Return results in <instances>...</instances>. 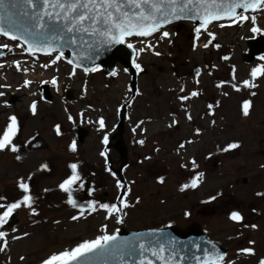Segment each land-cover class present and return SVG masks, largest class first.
Returning <instances> with one entry per match:
<instances>
[{
	"label": "rangeland",
	"instance_id": "1",
	"mask_svg": "<svg viewBox=\"0 0 264 264\" xmlns=\"http://www.w3.org/2000/svg\"><path fill=\"white\" fill-rule=\"evenodd\" d=\"M255 17L256 27L264 32V11ZM221 24L225 26L220 27ZM238 24L223 21L209 25L208 31L215 39L204 30L197 39L193 24L177 23L168 26L169 37L148 39L152 49L141 47L145 50L139 53L136 63L143 71L137 78V92L127 122L134 128L124 133L123 127L121 136L130 163L126 170L130 207L122 216V227L123 222H117L118 213L107 217L106 210L97 204L106 195L104 192L109 198L119 193L116 183V192L110 185L92 196L95 211L79 204L80 183L71 188L76 207L68 203L69 194L59 185L72 175L69 165L73 163L78 166L80 178L85 168L95 163L99 164L97 175L104 174L101 166L105 156L98 153L99 137L104 128L108 131L118 121V106L130 99L129 75L121 66L108 77L98 70L86 74L71 70L66 61L58 60L41 75L34 70L28 76L23 73L28 57L17 49L18 58L14 60L16 67L21 64V68L14 69L12 58L7 66L0 67V136L12 116L17 118L18 127L12 140L18 151H0V197L5 198L0 203L22 200L26 193L19 187L21 182L28 184L27 194L34 202L32 208L22 206L14 211V226L0 227L5 233L0 238V247L4 248L0 251V264H42L54 254L70 251L114 229L168 226L181 230L202 228L212 242L226 250L221 264H259L264 259V66L256 65L254 59L244 57L245 63L240 58L243 54L248 56L251 29L250 24ZM209 40L211 44L205 48ZM224 54L232 57L223 59ZM257 61L264 62V56ZM31 64L37 66L36 62ZM195 68L201 69L197 85L193 78ZM257 68L262 71L253 81L251 73ZM38 75L53 76L58 83L57 88L49 89L47 102L35 86L37 82L24 84V78L38 79ZM244 81L257 86L245 87ZM193 91L199 95L192 97ZM179 96L189 97L186 104L180 102ZM68 98L81 100V105L89 103L87 112L81 114L79 105L70 108ZM36 99L46 103L40 102L37 114L31 116L29 105ZM244 101L252 103L248 116L242 112ZM92 108L97 112L92 113ZM78 114L85 115L82 124L91 133L88 131L84 144L76 142L81 155H73L70 146L75 142L73 129ZM138 124H142L144 134L140 128L137 130ZM36 134L47 147L27 150L26 141ZM117 134L118 131L115 143ZM186 139L193 140L192 144L181 147L180 142ZM231 143L240 147L223 151ZM110 156L120 165L118 152L113 150ZM190 159L195 160L196 166ZM199 173L204 175L197 187L180 190ZM208 210L213 213L208 214ZM4 211L0 208V214ZM232 212H239L243 220L230 219ZM74 216L79 219L73 220ZM243 249H252L254 254H246Z\"/></svg>",
	"mask_w": 264,
	"mask_h": 264
},
{
	"label": "snow or ice",
	"instance_id": "2",
	"mask_svg": "<svg viewBox=\"0 0 264 264\" xmlns=\"http://www.w3.org/2000/svg\"><path fill=\"white\" fill-rule=\"evenodd\" d=\"M145 5L147 7H145ZM195 5H209L204 9V14L200 15L199 13L194 12ZM18 6H22L24 11L23 15L28 16L26 9L31 8L32 13L30 19L34 21L32 24V29L36 31H30L29 34L33 36H43L44 31L49 28L50 24L64 22V30L67 32L73 31H83L90 33L91 35H99L104 37L103 43L106 44H116L124 43L126 37L138 36V37H149L152 36L155 32H158L164 25L172 23L173 19H201L202 23L199 27L195 29L197 39L200 36L201 29L208 33V36L212 39H215V35L208 31V25L211 24L214 20H220L223 18H233V23L244 20H251L253 25L256 23L255 16H246L243 12L248 11H261L264 10V0H0V35L7 37L9 40L16 41L19 37L14 34L9 29H6L3 26L4 15H13L12 9H16ZM193 6V7H189ZM6 9H9L6 13ZM130 9V10H128ZM187 12L193 13L190 17L186 14ZM214 9V10H211ZM237 9H243L242 13H237ZM183 14V15H182ZM234 17H238L234 19ZM49 23L46 24L45 21ZM225 25L221 24L220 27ZM251 31L258 32L259 28L253 27ZM169 37V33L164 31L161 38ZM74 43L75 41H70ZM25 43H28V51H40L44 50L38 47L34 43H29L27 40ZM211 44V40L208 43L204 44V47L207 48ZM217 48L219 45H215ZM0 47L7 48L8 45H0ZM50 47V46H49ZM129 48H132L131 43L128 44ZM148 49H152L153 45H146ZM195 47V45H194ZM145 49L141 48L138 51L143 52ZM51 51H56L55 48H51ZM47 54H51L48 52ZM160 55V53H155ZM63 53L56 56L54 60L51 61L52 64H55L58 60L61 59ZM223 59H228V57H223ZM69 64H72L73 61L69 60ZM49 65H42V67H48ZM19 68V65H17ZM135 68L138 71H143L140 64L135 63ZM85 73L87 74L90 71H96L95 68H84ZM262 69H253L251 76L253 81L256 79L257 74L261 72ZM75 74V71L72 73ZM199 74V73H198ZM115 75V73H113ZM235 78V77H234ZM53 84L56 83L55 79L51 81ZM31 81H26L25 86L30 84ZM47 83V82H45ZM198 83V81H197ZM245 87H256L257 85L250 81L243 82ZM2 87V85H0ZM235 90L239 91L240 89L233 85ZM183 91V88L181 89ZM3 95V93H0ZM199 95L198 92L193 91L191 93L192 97ZM255 95V93H252ZM189 99L188 96L181 97V100ZM252 106L251 101H244L242 105V112L244 116L250 114V108ZM211 107V105L209 106ZM31 110L33 114L36 112V103L33 102L31 105ZM71 119V117H69ZM10 123L3 132V135L0 136V151L5 149H10L12 152L18 151L17 146L12 143L13 137L18 131L17 127V118L12 116L9 118ZM188 119H191V116H188ZM214 123V122H213ZM100 127H104V121L101 119L99 121ZM171 126V125H170ZM57 133L59 134V125L56 127ZM107 138H105L106 141ZM143 144L144 141H139ZM183 147V145H181ZM238 143L229 144L223 151H229L232 149L239 148ZM72 151H76L75 142L70 146ZM104 155V153H102ZM17 159H20L17 156ZM194 166L195 161L192 162ZM44 167H47L46 165ZM69 167L72 170V175L63 181L59 187L66 193L69 194L68 203L73 207H76V202L72 199L71 188L72 185L76 184L79 181L80 175L77 172V164H70ZM203 173H199L196 178H194L190 184H184L181 187V191L191 187L195 188L198 186V182L202 180ZM160 182L163 183V178L160 179ZM83 185H81L82 187ZM19 187L26 193L21 201H17L11 204L0 203V208H4L5 211L0 214V227H3L4 224L8 223V220L13 215L16 209L26 206L32 208L33 198L29 193V186L25 182H21ZM117 187L123 189L125 186L121 182L117 181ZM130 191V189H128ZM258 195H262L258 193ZM5 199L0 197V200ZM212 199H215L213 197ZM138 202V201H137ZM101 208L105 209L109 216L114 213H122L124 208L130 207L127 201L123 198H120V207L117 205H108L102 204ZM88 208L92 211L96 210L94 203H89ZM35 210L33 209V212ZM84 214V209L81 208V215ZM126 215V213H123ZM107 218V217H106ZM73 220L79 219L78 216L72 217ZM230 219L236 222L243 220V216L239 212H232L230 214ZM118 223L123 222L122 216L118 219ZM251 227L255 228L256 225ZM27 235V234H25ZM5 233L0 231V238H3ZM119 240L118 235L116 234H105L98 236L92 241H85L84 243L79 244L76 248L70 251H63L59 254H54L50 258L44 260L42 264H86V257L88 254L96 253L97 251L110 252L114 248L120 247L116 242ZM7 246L5 241L4 247ZM131 247H137L135 245H130ZM138 248L141 253L147 251L143 243L138 245ZM4 248L0 247V251H3ZM164 251V248L161 247L159 251H152L153 256H157L160 259H165V257L160 256V253ZM246 254H254L252 249H243ZM226 254L204 249V258L202 264H221L224 261ZM21 259H24L21 257ZM199 259V258H197ZM259 264H264V259H262Z\"/></svg>",
	"mask_w": 264,
	"mask_h": 264
},
{
	"label": "water",
	"instance_id": "3",
	"mask_svg": "<svg viewBox=\"0 0 264 264\" xmlns=\"http://www.w3.org/2000/svg\"><path fill=\"white\" fill-rule=\"evenodd\" d=\"M145 7L147 6L145 5ZM206 7H209V5H195L194 12L203 15ZM7 11L9 9H6V13ZM11 11L14 13L13 15H4L3 26L19 37L16 42L20 43L26 50L28 49V43H25L27 40L29 43H34L41 49H44L31 52L32 54L50 56L60 55L62 52L63 58L67 59V61H73L70 64L72 67L82 71H84L85 67L97 68L104 75H111L114 73L116 66L119 65L131 77V82L128 84V87L131 89L132 94H135L137 89V72L133 64L135 51L133 47L129 48L128 44L125 43L127 39L134 36L126 37L125 42L122 44L116 43L109 45L103 43L105 38L99 35H91L83 31H65L63 21L60 23L53 22L48 29L41 30L44 31L43 36H33L29 34L30 31H36L32 29L34 21L30 19L32 9H26L28 16L22 14L24 11L22 6H18ZM185 11L189 17L193 15V13L187 12V9ZM236 11L237 13H242L243 9H237ZM183 22L192 23L196 29L200 26L202 20L199 18L173 19L172 23L166 24L162 28ZM45 23L48 24L49 22L46 20ZM70 41L75 42L71 43ZM247 44V59H253L255 55L264 52V37L262 36L255 40L247 41ZM51 48H55L56 51H51ZM48 52H51V54H47ZM47 88V86H43L41 87V91L43 96L50 100ZM123 113H120V120L116 127L119 139L114 145V148L119 153L121 164L125 165L127 162L126 148L121 137L123 133ZM87 133L88 131L81 126L78 125L75 127V138L79 142L84 140ZM28 147L31 149H41L47 147V143L39 136H36L28 142ZM212 213L213 210L208 212V214ZM15 224L16 217L13 215L5 225L12 227ZM116 235L119 237L116 243L121 245L120 247L114 248L110 252L97 251L96 253L88 254L86 264H202L204 249H208L210 252L226 253L225 249L209 241L203 230L198 227H190L186 230H181L174 226L157 230H122ZM141 243L148 249L143 253L138 248V245ZM130 245L137 247L134 248ZM161 247L164 248V251L160 253V256L165 257V259H160L152 255L153 250L159 251Z\"/></svg>",
	"mask_w": 264,
	"mask_h": 264
},
{
	"label": "flooded vegetation",
	"instance_id": "4",
	"mask_svg": "<svg viewBox=\"0 0 264 264\" xmlns=\"http://www.w3.org/2000/svg\"><path fill=\"white\" fill-rule=\"evenodd\" d=\"M262 11V10H261ZM261 11H256V12H250V13H247L246 14V16H249V17H251V16H255L256 14H258L259 12H261ZM264 11V10H263ZM235 19H237L238 20V17L237 18H235ZM231 22H232V24H235V23H233V20H231ZM236 23H239L238 24V26H240L241 24L242 25H247V24H250V29H252L253 27H256V24H257V22L255 23V25H253V23H252V21L249 19V20H244L243 22L242 21H239L238 20V22H236ZM260 29V28H259ZM168 31H169V29H167ZM261 30V29H260ZM262 31V30H261ZM251 36H250V38H248V39H251V38H256V37H258V35H264V32L262 33V32H253V31H251ZM189 36H191V34L189 35ZM2 37L0 36V43H1V41H2ZM247 39V40H248ZM14 52L13 51H11L9 48H7V50L5 51V53H4V55L2 56L4 59H10L11 57H14ZM246 54H243L242 56H240V58H242V60L246 63V60L244 59V57H246L245 56ZM262 56H264V54L263 55H260V56H258V57H255V64L256 65H262V67L264 66V62H262V61H257L258 59H261V57ZM223 57H228V58H230V57H232V56H230V55H222V58ZM256 65H254V66H256ZM11 69V68H10ZM258 69H260V68H258ZM230 70L232 71L233 70V67H231L230 68ZM199 73V74H198ZM200 74H201V69L200 68H195L194 69V71H193V78H194V80H195V85H197L196 84V82L198 81V78H199V76H200ZM49 86V85H48ZM50 86H51V84H50ZM181 97H184V96H181ZM181 97L179 96V98H180V102L181 103H184V104H186V102L188 101V99L187 100H181ZM178 98V99H179ZM44 101H46L47 102V100H45V99H43ZM43 100H41L40 101V99H36L34 102L36 103V112H35V114H33V112L32 111H30L29 112V115H31V116H35L36 114H37V111H38V104L40 103V102H43V103H46V102H44ZM68 104H69V106L71 105V107L70 108H74L75 107V105H79L80 106V111H81V114H85L86 112H87V109H88V107H89V103H87V102H84V103H82V105H81V100H79V99H69L68 101ZM125 102H127V101H123L122 103H121V105L122 104H125ZM121 105L119 106V111H120V109H121ZM129 109H130V104H128L127 105V108L125 109V111H126V116H125V119H124V133H125V131L126 132H130L131 131V129H133L134 128V126L131 128V126H129V124L127 125V122H128V113H129ZM185 111H186V107H185ZM94 112H97V110H93V108H92V113H94ZM119 114V113H118ZM184 114H185V112H184ZM102 116V115H101ZM186 116H189V114L188 115H186ZM84 117H85V115H80V114H78V121H77V123L75 124V126L77 125V124H81V126H83L84 128H86L88 131H89V133H91V131H90V128L88 127V126H84L83 124H82V120L84 119ZM174 119V118H173ZM118 122V121H117ZM117 122L114 124V126H110L109 127V130L108 131H104L105 130V128H104V130L101 132V135H100V148L98 149V153H100L101 155H102V153H104V156L106 157L105 159H104V162H103V166H101V168H102V170H103V175H101V174H99V175H97V171H96V166L97 165H99L98 163H95V164H90V165H88L89 167L88 168H85V171L83 172V174H82V177H81V181H78V182H76V184L78 185L79 183H87V184H91L92 185V195H90L91 197L89 198V199H84V198H81V201H79V204H81L83 207H85V208H88V205H89V203L90 202H92V203H94L93 202V200H92V196L97 192V191H99L100 189H102L103 187H106V186H110L111 185V187L114 189V192H116V185H117V181H119V182H121L122 184H124V186H126L125 187V193L123 194V192H122V196H121V190L122 189H120V191H119V193L117 194V195H113L111 198H109V194L107 193V192H104V194H106L105 196H104V198H103V200H99L98 201V203L97 204H99V205H102V204H108V205H113V204H115V205H117L118 207H120V198H123V199H125L126 201H127V203L128 204H130V201H129V199L127 198V196H126V194H127V187H128V180H127V176H126V170L128 169V167L130 166V163L128 162V159H127V165H126V167L122 170V172H121V174H122V176L120 177V176H118V175H115V174H113V171L114 170H118V168H119V162H118V160L116 159V161L115 162H113V160H112V158H111V156H110V153L114 150L115 152H117L116 150H115V148H114V145L116 144L115 142H114V139H115V135H116V124H117ZM107 125H108V123H107ZM140 128V133L141 134H144V132H143V129H142V124H138L137 125V130ZM37 135H39V134H36V135H34V136H37ZM30 138H32V137H30ZM29 138V139H30ZM105 138H107L106 139V141H105ZM143 139V138H142ZM86 140V139H85ZM156 140L158 141V137H156ZM126 140H125V137H124V142H125ZM76 142H77V144H84V142L85 141H83V143H80V142H78V141H75V145H76V151H72V153H73V155H75V154H77V155H81L79 152H78V150H77V147H79V145H77L76 144ZM192 142H193V140H189V139H186V140H184V141H181L180 143L183 145V147L185 148L186 146H188V145H190V144H192ZM125 144H127V141L125 142ZM158 146H156V148H157ZM27 150H30V149H28L27 148ZM30 151H36V150H30ZM71 153V154H72ZM83 155H84V152H81ZM110 161V168L107 166V162H109ZM193 161H195L194 159H190V163L191 164H193L192 162ZM83 162V161H82ZM158 165L156 164L155 165V167H157ZM43 168H44V166H43ZM115 183H116V185H115ZM75 184V185H76ZM81 191V190H80ZM81 195V194H80ZM95 204V203H94ZM128 208H124L123 209V212L122 213H118V214H123V213H126V210H127ZM106 213L108 214V212L106 211ZM113 216H115V213L113 214V215H111V216H109V214L107 215V217H113ZM123 224H124V222L121 224V227L123 226ZM151 228H154V227H146V228H143V229H151ZM117 231V229H114V231H113V233H115Z\"/></svg>",
	"mask_w": 264,
	"mask_h": 264
}]
</instances>
